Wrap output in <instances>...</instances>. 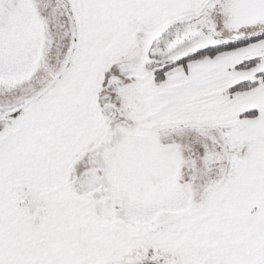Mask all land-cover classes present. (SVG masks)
Wrapping results in <instances>:
<instances>
[{"label": "snow or ice", "instance_id": "1", "mask_svg": "<svg viewBox=\"0 0 264 264\" xmlns=\"http://www.w3.org/2000/svg\"><path fill=\"white\" fill-rule=\"evenodd\" d=\"M0 264H264V0H0Z\"/></svg>", "mask_w": 264, "mask_h": 264}]
</instances>
